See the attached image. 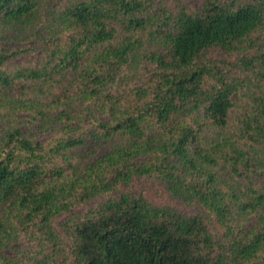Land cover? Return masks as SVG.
<instances>
[{
	"label": "trees",
	"instance_id": "16d2710c",
	"mask_svg": "<svg viewBox=\"0 0 264 264\" xmlns=\"http://www.w3.org/2000/svg\"><path fill=\"white\" fill-rule=\"evenodd\" d=\"M0 264H264V0H0Z\"/></svg>",
	"mask_w": 264,
	"mask_h": 264
}]
</instances>
